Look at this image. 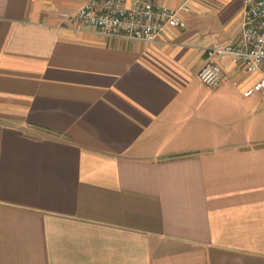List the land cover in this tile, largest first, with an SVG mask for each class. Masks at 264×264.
<instances>
[{
  "label": "crops",
  "instance_id": "obj_1",
  "mask_svg": "<svg viewBox=\"0 0 264 264\" xmlns=\"http://www.w3.org/2000/svg\"><path fill=\"white\" fill-rule=\"evenodd\" d=\"M85 1L0 0V264H264V66L197 78L243 0L152 43L68 23Z\"/></svg>",
  "mask_w": 264,
  "mask_h": 264
},
{
  "label": "built area",
  "instance_id": "obj_2",
  "mask_svg": "<svg viewBox=\"0 0 264 264\" xmlns=\"http://www.w3.org/2000/svg\"><path fill=\"white\" fill-rule=\"evenodd\" d=\"M188 12V0L178 8L136 0H88L66 21L76 27H91L105 37L152 43L168 27L181 25L179 13ZM223 63H233L239 71L255 74L264 66V0H243L241 26L230 41L213 43L205 50V61L197 78L208 88H217L225 78ZM264 94V76L244 89L243 95Z\"/></svg>",
  "mask_w": 264,
  "mask_h": 264
},
{
  "label": "rangeland",
  "instance_id": "obj_3",
  "mask_svg": "<svg viewBox=\"0 0 264 264\" xmlns=\"http://www.w3.org/2000/svg\"><path fill=\"white\" fill-rule=\"evenodd\" d=\"M245 75H246V76H249V75H251V74H247V73H245ZM252 75H254V74H252ZM205 87H206V86H205Z\"/></svg>",
  "mask_w": 264,
  "mask_h": 264
}]
</instances>
